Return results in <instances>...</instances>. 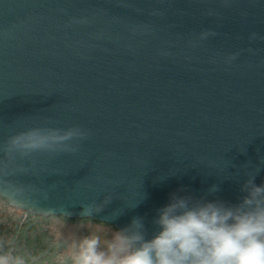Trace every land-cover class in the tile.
I'll list each match as a JSON object with an SVG mask.
<instances>
[{
	"label": "water",
	"instance_id": "obj_1",
	"mask_svg": "<svg viewBox=\"0 0 264 264\" xmlns=\"http://www.w3.org/2000/svg\"><path fill=\"white\" fill-rule=\"evenodd\" d=\"M262 161L264 0H0L11 206L151 236L173 196L241 204Z\"/></svg>",
	"mask_w": 264,
	"mask_h": 264
},
{
	"label": "clouds",
	"instance_id": "obj_2",
	"mask_svg": "<svg viewBox=\"0 0 264 264\" xmlns=\"http://www.w3.org/2000/svg\"><path fill=\"white\" fill-rule=\"evenodd\" d=\"M30 137L24 147L42 146ZM264 163V161H262ZM241 204L194 202L173 196L159 209L149 236L141 218L89 233L72 245L70 264H264V184L252 180ZM0 264H24L0 241Z\"/></svg>",
	"mask_w": 264,
	"mask_h": 264
},
{
	"label": "trees",
	"instance_id": "obj_3",
	"mask_svg": "<svg viewBox=\"0 0 264 264\" xmlns=\"http://www.w3.org/2000/svg\"><path fill=\"white\" fill-rule=\"evenodd\" d=\"M114 226L91 218L36 215L11 206L0 196V241L24 264H70L72 245L89 233L103 239Z\"/></svg>",
	"mask_w": 264,
	"mask_h": 264
}]
</instances>
